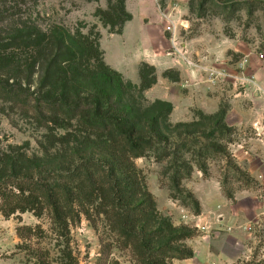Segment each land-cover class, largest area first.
Instances as JSON below:
<instances>
[{"label": "trees", "instance_id": "obj_1", "mask_svg": "<svg viewBox=\"0 0 264 264\" xmlns=\"http://www.w3.org/2000/svg\"><path fill=\"white\" fill-rule=\"evenodd\" d=\"M97 15L117 35L133 19L126 0H112L109 10ZM100 39L99 33L70 34L61 27L45 32L32 22L0 38V99L44 127L50 143L42 146V156L29 155L24 146L0 150V213L6 219L26 213L49 219L50 232L63 244L56 262L31 245L47 238L40 225L17 230L19 249L34 264H79L71 244L72 228L82 216L98 231L105 260L114 249L129 253L135 264L193 259L186 242L196 235L159 211L136 160L154 158L171 199L200 216L199 200L182 185L196 169L208 179L210 163L222 160L235 181L246 187L254 182L229 150L237 130L227 123L223 107L213 115L197 111L193 121L176 124L170 122V103L151 106L165 111L144 108L139 95L157 84L156 68L142 63L137 89L106 64ZM165 75L174 83L181 80L178 71ZM61 130L64 134H57ZM228 181L222 183L224 192L235 202L234 191L225 188Z\"/></svg>", "mask_w": 264, "mask_h": 264}, {"label": "rangeland", "instance_id": "obj_2", "mask_svg": "<svg viewBox=\"0 0 264 264\" xmlns=\"http://www.w3.org/2000/svg\"><path fill=\"white\" fill-rule=\"evenodd\" d=\"M1 2L4 14L0 21L1 39L9 29L30 22L45 32L61 27L70 34L76 31L85 35L99 33L106 64L137 89L141 84L142 63L154 66L157 84L140 94L139 101L144 108L158 101L170 103L173 106L170 122L174 124L193 121L195 112L200 110L213 115L220 107L228 109L227 123L238 135L229 150L233 156L237 152L247 157L243 161L233 159L254 182L246 187L235 181L236 175L222 160L210 163L209 178H219L225 197L222 183L226 178L229 181L225 188L234 191L235 197L241 191L254 194L255 213L244 222L236 223L234 218L237 216L232 213L204 235L205 229L199 230L195 226L198 216L180 201L171 199L162 184V166L152 157L137 159L136 165L144 173L159 211L170 217L176 226L191 228L196 235L191 240L209 235L217 242H223L227 237L235 240L231 236L237 231L241 235L236 236L242 237L245 249L234 264H264V178H255V173L250 171L253 168L264 172V132H261L264 129V0H126V10L133 19L121 27V35L111 33L107 23L97 15L99 10L108 11L112 0ZM168 70L178 71L180 82L166 78ZM158 110L165 111V108L151 107L150 111ZM57 134H64V131ZM48 135L44 127L25 115L17 105L0 99V150L24 146L29 155L42 156V146L50 145ZM199 174L204 176L196 169L192 178L182 184L184 190L195 197L193 178H199ZM209 220L206 219V225ZM241 224L243 228L236 230V225ZM38 225L45 230L47 238L34 239L33 249L50 252L55 262L59 259L63 244L50 232L47 217L38 219L34 214L26 213L6 219L0 213V264H34L29 261L26 251L19 249L22 241L17 230L21 226ZM100 230L103 232V224H100ZM71 248L79 264H135L129 253L118 249L105 260L99 233L86 216L72 228Z\"/></svg>", "mask_w": 264, "mask_h": 264}, {"label": "crops", "instance_id": "obj_3", "mask_svg": "<svg viewBox=\"0 0 264 264\" xmlns=\"http://www.w3.org/2000/svg\"><path fill=\"white\" fill-rule=\"evenodd\" d=\"M262 132H264V129H262ZM234 157L241 161L247 159L244 154L237 152ZM250 171L251 173H255L253 174L255 178H264V172H257L253 168H250ZM199 175V178H193L194 187H192V190L198 198L202 208V215L195 217L197 221L195 226L199 230L205 229L204 235L209 231H213V227L214 229L215 227L217 228L219 223L222 222V218H226L232 213L237 216H234L236 223L244 222L245 218L255 213L254 210L256 206H254V194H251L249 191L237 192L236 201L231 202L222 194L221 182L218 177L213 176L209 179H205L202 174ZM250 204H252V206H250ZM208 218L210 219V223L206 225V219ZM242 224L239 227L236 225L235 229L240 231L243 228ZM234 233H236V235H241V233L237 231ZM236 235L231 236V238L234 237L235 240L227 237L223 242H217L210 235L204 236L203 238L190 239L186 243L188 247L193 250L194 258L178 261L176 264H234L242 257L240 254H243V250L245 249L242 237Z\"/></svg>", "mask_w": 264, "mask_h": 264}, {"label": "water", "instance_id": "obj_4", "mask_svg": "<svg viewBox=\"0 0 264 264\" xmlns=\"http://www.w3.org/2000/svg\"><path fill=\"white\" fill-rule=\"evenodd\" d=\"M261 132H262V129H261Z\"/></svg>", "mask_w": 264, "mask_h": 264}]
</instances>
